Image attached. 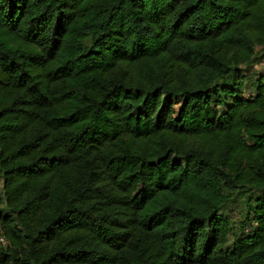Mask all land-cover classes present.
<instances>
[{
  "label": "trees",
  "instance_id": "trees-1",
  "mask_svg": "<svg viewBox=\"0 0 264 264\" xmlns=\"http://www.w3.org/2000/svg\"><path fill=\"white\" fill-rule=\"evenodd\" d=\"M258 58L264 0H0V264H264Z\"/></svg>",
  "mask_w": 264,
  "mask_h": 264
},
{
  "label": "rangeland",
  "instance_id": "rangeland-1",
  "mask_svg": "<svg viewBox=\"0 0 264 264\" xmlns=\"http://www.w3.org/2000/svg\"><path fill=\"white\" fill-rule=\"evenodd\" d=\"M246 75L250 77V79L254 78V75L257 73H264V58H258L250 65L246 66ZM1 186V180H0ZM245 211L244 201L242 197L238 196L231 201H228L225 204V208L223 212L228 214L230 218L234 221L238 220L240 216ZM238 223V222H236Z\"/></svg>",
  "mask_w": 264,
  "mask_h": 264
},
{
  "label": "built area",
  "instance_id": "built-area-1",
  "mask_svg": "<svg viewBox=\"0 0 264 264\" xmlns=\"http://www.w3.org/2000/svg\"><path fill=\"white\" fill-rule=\"evenodd\" d=\"M0 242L1 243H5V240H4V238L2 236H0Z\"/></svg>",
  "mask_w": 264,
  "mask_h": 264
}]
</instances>
